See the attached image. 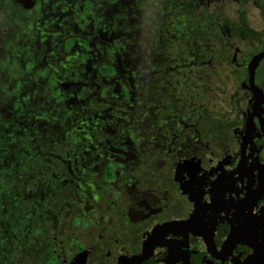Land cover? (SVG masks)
<instances>
[{"label": "flooded vegetation", "instance_id": "flooded-vegetation-1", "mask_svg": "<svg viewBox=\"0 0 264 264\" xmlns=\"http://www.w3.org/2000/svg\"><path fill=\"white\" fill-rule=\"evenodd\" d=\"M10 1L48 186L9 262L264 264V0Z\"/></svg>", "mask_w": 264, "mask_h": 264}, {"label": "rangeland", "instance_id": "rangeland-1", "mask_svg": "<svg viewBox=\"0 0 264 264\" xmlns=\"http://www.w3.org/2000/svg\"><path fill=\"white\" fill-rule=\"evenodd\" d=\"M14 11L10 0H0V264H12L9 260L16 254L18 245H33L30 240L33 238L27 237L28 233L23 229L30 224L32 213L48 186L37 180L25 184L19 178L20 174L26 177L18 170L21 162L29 159L27 153H37L33 135L36 126L37 129L40 126L37 123L34 128L25 129L23 122L17 123L14 119L20 117L18 112L22 100L16 87L19 76L23 74L21 62L19 64L16 58L9 62V57L18 53L19 47L8 40L19 28ZM25 99H30V94ZM5 236H9L8 243ZM7 244L11 245L9 254L5 247Z\"/></svg>", "mask_w": 264, "mask_h": 264}, {"label": "water", "instance_id": "water-1", "mask_svg": "<svg viewBox=\"0 0 264 264\" xmlns=\"http://www.w3.org/2000/svg\"><path fill=\"white\" fill-rule=\"evenodd\" d=\"M264 58V53L263 54H258L254 57V59L251 61L249 67H248V70H249V74H250V78H251V81L252 79L254 78V74H255V70L260 62L261 59ZM255 100L256 101H261L260 98L258 97V92L255 91ZM260 103V102H259Z\"/></svg>", "mask_w": 264, "mask_h": 264}]
</instances>
